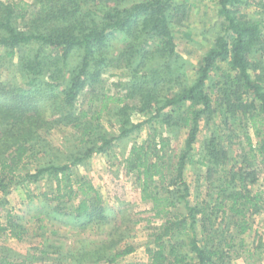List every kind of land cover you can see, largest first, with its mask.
Listing matches in <instances>:
<instances>
[{
  "label": "trees",
  "instance_id": "trees-1",
  "mask_svg": "<svg viewBox=\"0 0 264 264\" xmlns=\"http://www.w3.org/2000/svg\"><path fill=\"white\" fill-rule=\"evenodd\" d=\"M244 7L257 16L243 15ZM186 14L185 0H0V63L13 61L22 78L0 84L1 240L23 241L58 215L84 224L114 219L112 234L126 236L121 228L131 216L125 209L117 210L120 217L106 215L101 192L74 167L146 126L147 138L130 147L123 165L161 220L146 245L149 264H232L264 253L263 235L254 229L264 212V189L257 187L264 164V0L218 1L212 44L191 80L173 28ZM111 68L122 71L113 92L100 86ZM85 90L89 104L81 107ZM135 114L146 118L134 122ZM104 115L117 131L106 127ZM60 126L75 128L78 148L57 163L40 162L46 136ZM182 131L178 153L171 136ZM236 140L242 145L234 151ZM189 166L202 171L194 200ZM41 181L51 190L28 189L26 196L41 197L53 214L44 209L33 229L8 208V196ZM73 200L68 212L65 203ZM252 232L260 236L250 249L245 236ZM43 240L40 252L25 255L0 244V264H111L136 250L120 248L119 239L84 241L63 253L59 243Z\"/></svg>",
  "mask_w": 264,
  "mask_h": 264
},
{
  "label": "rangeland",
  "instance_id": "rangeland-1",
  "mask_svg": "<svg viewBox=\"0 0 264 264\" xmlns=\"http://www.w3.org/2000/svg\"><path fill=\"white\" fill-rule=\"evenodd\" d=\"M185 1L187 3V14L185 19H175L173 28L177 42V49L187 60V78L191 80L194 77L193 68L198 67L204 53L212 44L213 38L210 34V29H214L213 25L217 17L219 0ZM254 10L253 7H244L242 13L246 16L255 17L257 15ZM2 51L3 49L0 48V56ZM121 72L122 71L113 68L106 69L102 76L103 83L100 86H103V89H109L110 92H113V82L121 78ZM1 81L9 83H20L22 81L13 61L2 60L0 63V84ZM88 96L89 93L85 90L81 95L79 106L85 107L89 104ZM96 105H98V103H96L95 106ZM145 118L146 116L135 114L132 119L134 122H139ZM102 121L108 129L111 131H117L115 127H110L109 116L104 115ZM75 132V128L73 127L60 126L48 134L46 136L48 146H46L43 155L40 156V162L54 161L57 163L69 150L74 147L78 148L76 145L77 138ZM185 133L186 131H182L180 134L178 133L177 136L171 133L172 147H174V150L178 153L184 148L186 139ZM166 135H168V133H166ZM206 135L207 132L203 128L197 142L195 143V150L197 152L199 151ZM147 136L148 130L147 127L144 126L132 135L118 139L110 151L93 154L82 164L74 167L75 175L83 174L88 176V178L93 181L96 188L101 192L107 209L106 215L109 217L114 215L112 218L117 217L116 215H119L118 217H120L121 215L120 213L118 214L117 210L122 211V209H125L129 216H131V221L129 220V223L124 224V227L121 228L128 229L125 233L126 236L119 238L118 233L112 234V228L115 224V220L112 218L111 219L114 221L113 223L107 222L98 225L95 223L84 224V221L82 220L77 221L74 215H58L59 220L58 218H46L44 222V224H46L45 230H40L41 232L34 231L33 234L26 237L23 241L14 238H8L5 240L0 239V244H2V246H7L13 252L15 251L18 254L25 255L28 253L40 252L42 249L41 241L43 242V239L45 238H50L57 244L59 243L61 245V252L63 253L73 245L79 246L84 241H88V244L90 245V242L94 241L104 240L108 243H112L114 240L117 241L121 239L118 244L120 248L127 245H134L136 246V250L125 257L119 258L115 263L111 264H149L146 245L151 241L153 228L158 226L161 223V220L153 217V212L150 209L151 204L142 200L140 187L135 176L126 174L123 165L124 158L130 147L135 142H142ZM241 142L242 140H236L234 142V151L239 150L242 145ZM36 162L37 161H34L31 167H33ZM193 167L194 166L187 167L185 175L188 182L192 185L193 196L191 198L194 200L195 191L197 192L198 189L200 191L196 179L199 177L198 174H202V171H194ZM257 187L264 189V164L259 167V181ZM28 189H30L33 194H38L46 189L49 191L51 190L49 182L45 184V181L28 183V186L19 185L14 188L13 192L8 196V208L13 210V213L21 222H27L28 220L29 222L27 225L36 229L34 219L36 215L45 211L44 209H47L48 204L43 202L41 197H35L31 201L28 200L26 196ZM201 190L204 194L206 193L205 183L201 185ZM76 203V200L65 203L68 212L74 210ZM50 208L51 206L48 207V211L53 214V210ZM64 221H67V223ZM254 229H259L264 238V212L257 215ZM40 233L43 234L40 235ZM256 234L257 233L252 232L245 236L246 245L250 249H252L254 244L257 243L256 239L260 236ZM54 256L58 257V255ZM245 257L246 256L243 255L234 259L232 264H264V253L256 255V257L251 258V260H247ZM68 263L77 264L74 259H70ZM101 263L108 264L105 261H102Z\"/></svg>",
  "mask_w": 264,
  "mask_h": 264
}]
</instances>
